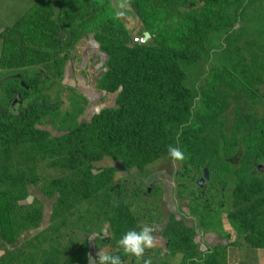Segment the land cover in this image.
<instances>
[{
	"label": "rangeland",
	"instance_id": "1",
	"mask_svg": "<svg viewBox=\"0 0 264 264\" xmlns=\"http://www.w3.org/2000/svg\"><path fill=\"white\" fill-rule=\"evenodd\" d=\"M88 1L94 0H43L42 8L30 15L41 11L49 19L50 33L63 38L68 21L57 22L56 15L64 19L63 15L71 11L69 20L74 17L77 25L80 19L72 13L82 10ZM25 2L34 7L39 0ZM95 2L103 7L111 3L130 33L146 31L153 36L149 40L152 45L185 53L188 67L184 69V90L176 94L184 98L185 93L191 98V119L172 145L182 149L186 159L173 161L168 145L158 146L156 141L165 144L166 139L137 117L133 99L121 95L122 88L110 92L103 87L107 63L101 70L99 46L91 44L90 37L80 31L76 44L71 43L70 50H64L56 62L48 60L44 65L19 70L16 77L0 71V120L20 130L14 144L9 148L0 146V171L7 167L15 176L6 179L8 183L22 180L11 186L1 184L0 178V193L6 192L9 199L16 197L8 204L9 217L12 224H24L28 229L12 245L1 240L0 248L5 243L6 254L0 257V264H63L71 250L83 243L95 246L93 257L99 250L119 254L126 264V259L133 256L123 254L117 241H112L115 238L104 241L129 224L125 218L129 214L134 224L138 223L136 229L142 224L150 225L143 218H151V209L146 212L153 183L158 179L152 173L168 163L174 165L172 174L176 180L172 179L171 185L175 201L191 206L200 231L212 230L225 238L221 226L226 219L236 232L249 230L252 242L257 244L246 248L234 243L217 251L213 246L215 253L222 251L216 263L258 264L253 254L264 248V0H133L135 6L128 0ZM15 20L12 17L7 23ZM86 45L98 51L87 53ZM66 52L71 54V63L65 62ZM33 92L40 96L34 97ZM170 100L168 94L166 103ZM84 123L87 126L83 138L94 145L105 140L120 142L121 136L137 123L144 140L143 156L152 157L141 165L139 173L135 168L124 170L121 162L105 156L94 163L93 171L88 164L68 169L63 162L70 143L61 135L76 131ZM33 126L46 133L40 137L26 135L24 129ZM8 136L14 133L9 131ZM226 153L239 158L226 161ZM104 167L107 170L102 172ZM148 174L151 180L146 183ZM230 194L238 205L233 213L224 215V198L228 201ZM39 197L45 198V206L51 203V211H44ZM19 198L24 205H17ZM172 229L184 233V264L196 252L202 259L199 264H209L205 258L208 246L203 240L189 245L186 240L194 233L192 230H181L174 223L168 236L173 234ZM165 247L175 254L182 246L176 239H169ZM163 249L161 243H154L144 256L155 254L163 264ZM203 251L205 254L200 253Z\"/></svg>",
	"mask_w": 264,
	"mask_h": 264
},
{
	"label": "trees",
	"instance_id": "2",
	"mask_svg": "<svg viewBox=\"0 0 264 264\" xmlns=\"http://www.w3.org/2000/svg\"><path fill=\"white\" fill-rule=\"evenodd\" d=\"M128 1L133 4V0ZM108 5L112 7L111 3ZM133 6L135 5L133 4ZM59 9L62 10V7L59 6ZM101 9L102 8L95 1H88L85 5L83 4L82 10L72 13V16H78L77 18L80 19V22L77 25L73 23L74 17L69 20V14H71V11H68L66 15H63L64 19H62L61 16L56 15L57 22L58 19H60L61 22L65 19L68 21L67 26L63 27L66 30V32L62 31L65 34V37L63 38L58 36V33H55L54 35L50 33L51 24L44 14L33 17V27L40 30L41 34L45 36V40L38 42L34 38L23 39L22 37H24V35L21 36L18 34V47L21 49L15 51L12 66L15 68L30 66L35 63V55L44 58V64H46L48 60L56 62L62 52L69 49L71 43L72 46H74V43L76 44L77 41L75 40L77 34L83 33L84 37H87L88 35L91 44L99 46V50L104 55H107V68L104 73L105 76L103 75L104 77L102 78V83H105L103 87L106 86L105 88H108L110 92H117L122 88L120 94L123 96L128 95L133 99V108L136 111L137 117H140L153 132L157 135L164 136L163 138L166 139L165 144L156 141L158 146H164L166 144L172 145L176 142L179 132H181L183 127H186L191 119V98L186 96L185 93L184 98L183 96L176 94L179 90H184V69L186 70L188 67V64H185L187 63V61H185V53L167 47L162 48L157 45H152L150 43L152 39L146 45L132 44V33L126 29L123 21L119 18V14L116 12H112L114 18H117L116 21L118 20L116 26H114L112 20L107 19L98 31L87 28L88 31L93 34L83 32L82 29L92 24V21L96 19V15ZM140 17L143 16L140 15ZM140 20L142 21V27L145 28L146 24L142 19ZM139 25L141 26V24ZM53 26L55 25L53 24ZM13 29L18 31L23 30L20 25V20L18 22L16 21ZM78 31H80V33H77ZM29 40L31 42L27 44ZM34 43H37L39 46ZM66 54L68 57L65 59V62L70 60V53L68 54L66 52ZM136 82L137 84H135ZM32 94L34 97H37L38 95L40 96L37 92H33ZM168 94H171L172 100L166 103ZM86 126L87 124L84 123L80 125L76 131L61 135L63 140H68L70 143L66 152L67 158H65L63 162V165L68 169L74 170L88 164L93 171L95 168L94 163L102 161L105 157H113L114 159L111 158L113 161L115 160L123 164L124 170L135 168L139 173V171H141V165L149 162V159L152 157L151 155H148L145 159V156H143L142 150H144V140L141 137V125L137 123L131 131H127L121 136L122 139H120V142L118 140H105L97 145L85 142L83 137L85 135ZM243 129L245 128H241V130ZM9 131L14 133L13 137L8 136ZM24 133L26 135L34 134L37 137H40L41 133L45 134L46 132L33 126L24 129ZM19 134V129L12 126L9 127L0 120V146L9 148L10 145L15 143ZM238 158L239 155L232 158L230 153H226L225 160L231 162ZM234 163L235 162L232 164ZM103 169L105 171L107 170L106 167H104L102 168V172ZM121 175L122 174L120 173V176ZM14 177L15 176L9 172L7 167L0 171V178L2 179L1 184L16 186L17 184L22 183V180H11L10 183L6 181V179L8 180L9 178ZM15 198L16 197L12 195V198L9 199L6 192L0 193V210H2L0 240H4L10 245H12V242L16 237L28 230L24 224H21L20 227H18L11 222L9 217L11 210L9 209L8 204L12 203L11 201ZM40 200L43 202L44 211L47 208L51 211V203H47L45 206V198H40ZM4 201L6 203L2 204ZM15 202H17V205H24L21 203V198ZM237 205L238 204L235 203L233 198V209L231 210V213H233V210ZM125 218H128L129 224L125 227H121L119 233L104 242L110 241L114 237H119L124 231L135 225L131 214ZM8 221L9 224H6ZM240 233L243 237L245 236V244L247 246L255 247L257 245L252 242L254 239L250 238L249 230ZM186 241H188V244L189 242H193L190 239H187ZM86 245L87 244L83 243V247L78 245L77 248L73 250L81 252V258L76 256V254H73L69 256L65 263L75 264L78 261L85 260L88 257L89 248V246L87 247ZM3 247H6L5 243H3ZM208 248L210 247H207V251L205 252L207 254L205 257L206 261L209 264H215L218 253H215L212 250V247L210 249ZM214 249L217 251L219 248L214 247ZM199 260L202 261L199 254L196 252V256L193 257V255H191L188 258V263L199 264Z\"/></svg>",
	"mask_w": 264,
	"mask_h": 264
},
{
	"label": "crops",
	"instance_id": "3",
	"mask_svg": "<svg viewBox=\"0 0 264 264\" xmlns=\"http://www.w3.org/2000/svg\"><path fill=\"white\" fill-rule=\"evenodd\" d=\"M23 1L24 0H0V12H4L3 14L0 13V26H1L0 27V45H1L0 46L1 47L0 71L8 72V74H10L11 77H16L17 71H19V70L23 71V70L29 69L30 67H34L37 65H44V58L39 57V56L34 54L35 55V58H34L35 63H33L32 65L27 66V67H20V68H15L14 66H12L13 65V55H15L14 54L15 51L17 49H21L20 47H18V43H19V40L17 39L18 34H20L21 36L24 35V37H22L23 39L34 38L38 42H42L45 40V36H43L41 34L40 30L35 29L32 25V21L34 20L33 17H36L37 15L36 14H34L33 16L30 15L31 12H33L34 10H40V8H42L41 3L43 2V0H39L38 4L34 7H33V5L31 7H29L28 3L27 2L23 3ZM100 7L102 9L96 15V19L92 21L91 25L84 27V29H82L83 32L90 33L87 28L98 31L103 26L104 21H106L107 19L112 20V22L114 23V26H116L118 20L116 21L117 18L115 19L114 16L112 15V12H113L112 7H110L108 4L105 5V7H103V5L100 4ZM25 12H27V14ZM37 13L39 15L43 14L41 11H39ZM3 17H4V20H3ZM12 17H15L16 20L14 22L7 23L8 19H11ZM100 19H101V21H100ZM19 20H20V25L22 26V29H23L22 30L23 33H22V31H18L16 29L15 30L13 29L14 25L16 24V21L18 22ZM2 25H7V27L6 26L2 27ZM142 30H143V28H142ZM133 32H134V30H132V33ZM145 33L146 32H141V30H138L132 34V37L145 35ZM152 37L153 36H151L150 39H152ZM30 42L31 41L29 40V42L27 44H29ZM34 44L38 45L37 43H34ZM40 47H42V46H40ZM95 51H98V50L92 49L90 45H86L85 52L93 53ZM10 52L12 54H10ZM68 62H69V60L67 61V63ZM81 81L83 83H85V80L83 78H81ZM162 165H164V164H162ZM162 165L160 167H162ZM165 165H166V163H165ZM173 167H174L173 164L169 165V163H168V165H166L165 168H163L162 170L160 168L155 170L154 173H156V174L152 173L154 175L155 179H157V178L158 179L155 181V183H153L154 184V187H153L154 190L151 194L150 205L147 207L148 210L146 213H148L149 209H151V212L149 215L151 216V218H153L154 222L153 221L150 222L151 218H149V216H146V218H143L144 223H149L150 226H152V228H153V235L156 237V240L154 241V243L158 242V243L162 244V247L164 246L162 255L164 258H166V261L163 264H184V246H183L184 233H179L178 230L172 229L173 234L168 236V234H169L168 229L171 228V226L174 223L178 224L181 230H184V228H186L188 230H192L194 233L192 235H190L189 237L195 243L203 240V242L206 244V246H208V247L215 246V247H218L219 249L222 247H225L226 245L237 243L238 245H240L242 247L249 248L250 246H247L244 241L241 242V238H243V235H241L240 231L236 232V230L231 226L233 228L232 229L228 225L226 219L223 220L224 224L221 226V229L224 232H226V234H223V235H225V238H220L216 234V232H214L212 230L208 231V232L200 231V227H198V225L196 224V222L192 216L191 206L190 205L188 206L185 201H184V203H183V201H181L180 202L181 204L175 201V197H174L175 190H174V186L171 185L172 181L174 179L176 180L175 175L173 177V174H172V173H174L172 171ZM149 175L150 174H148V176H147L146 183L148 180H149L148 182H150V180H151V176L149 177ZM168 184L171 185V188H168ZM159 186H160V188L158 189L157 187H159ZM146 189L148 192L152 191V188L149 186ZM185 197L188 199L187 196H185ZM181 200H184V195H182V194H181ZM188 204H189V202H188ZM183 208H184V211H183ZM232 209H233V198L231 197V194H230L228 201H227V199L224 198V204H223L222 212L224 215H229L231 213ZM1 215H0V228H1V220H2ZM147 219H149V220H147ZM41 223H42V221H41ZM136 225H138L137 222L135 223V225L132 228H136L137 227ZM22 234H20V239L23 237ZM120 236L117 239H116V237H114L115 239H113L112 241H114V242L117 241L120 238ZM169 239H176V241L179 244H181L182 247L180 249V252H177L174 254V252L172 250H168V248L165 247V244ZM244 240H245V236H244ZM0 242L2 243L1 240H0ZM94 247L95 246H92V244L90 243V247L88 248V255L89 254L92 255L94 253V250H93ZM73 250H71L70 256L73 254H76V256H79L80 258L82 257L81 252L73 251ZM259 250H261V251H259ZM225 252H228V251H225ZM258 252H259V254H258ZM200 253L203 254L204 251L200 252ZM220 253H222V251L218 252L217 256H221ZM4 254H6V250L4 249V247H2V249L0 248V257L3 256ZM230 254H231V256L233 255L236 257V253H234V252L231 253V251H230ZM253 255H254V258L256 259L258 264H264V248L257 249V252H255ZM242 256L243 255H241V257ZM149 257L151 258L152 264H161V262L157 258V255H155V254L151 255L150 254L148 256H144V259H147ZM216 262H217V259L215 260V264H221L220 262H218V263H216ZM61 263H62V261H61ZM125 263L126 264H137V260L133 256V258L126 259ZM63 264H65V262ZM75 264H88V259L78 261ZM140 264H143L142 260L140 261Z\"/></svg>",
	"mask_w": 264,
	"mask_h": 264
},
{
	"label": "clouds",
	"instance_id": "4",
	"mask_svg": "<svg viewBox=\"0 0 264 264\" xmlns=\"http://www.w3.org/2000/svg\"><path fill=\"white\" fill-rule=\"evenodd\" d=\"M151 37V36H150ZM150 40V38H149ZM169 157L173 161L182 162L186 159L185 153L174 145L167 146ZM156 237L153 235V228L148 224H142L138 229L132 228L124 232L117 240V248L125 255L134 256L137 264H152L151 258L144 259L146 249L154 246ZM88 264H123L121 255L98 251L96 256L88 255Z\"/></svg>",
	"mask_w": 264,
	"mask_h": 264
},
{
	"label": "flooded vegetation",
	"instance_id": "5",
	"mask_svg": "<svg viewBox=\"0 0 264 264\" xmlns=\"http://www.w3.org/2000/svg\"><path fill=\"white\" fill-rule=\"evenodd\" d=\"M99 55H100V57L97 56L98 57V59H97L98 60V64L101 67V70H104L105 69V65L107 63V55L106 54L104 55L100 50H99ZM69 62L71 63L70 60H69ZM32 97L27 99L25 102H29L32 99ZM24 105H25V103H24Z\"/></svg>",
	"mask_w": 264,
	"mask_h": 264
},
{
	"label": "built area",
	"instance_id": "6",
	"mask_svg": "<svg viewBox=\"0 0 264 264\" xmlns=\"http://www.w3.org/2000/svg\"><path fill=\"white\" fill-rule=\"evenodd\" d=\"M148 42L149 38H146L145 35L132 37V44L135 45H146Z\"/></svg>",
	"mask_w": 264,
	"mask_h": 264
},
{
	"label": "water",
	"instance_id": "7",
	"mask_svg": "<svg viewBox=\"0 0 264 264\" xmlns=\"http://www.w3.org/2000/svg\"><path fill=\"white\" fill-rule=\"evenodd\" d=\"M145 37H146V38H150V34L146 32V33H145Z\"/></svg>",
	"mask_w": 264,
	"mask_h": 264
}]
</instances>
